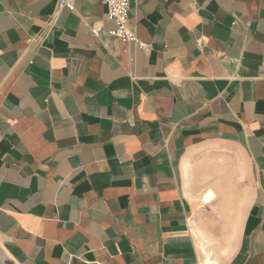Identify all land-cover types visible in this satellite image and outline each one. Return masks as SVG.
Masks as SVG:
<instances>
[{"label":"crops","instance_id":"1","mask_svg":"<svg viewBox=\"0 0 264 264\" xmlns=\"http://www.w3.org/2000/svg\"><path fill=\"white\" fill-rule=\"evenodd\" d=\"M129 1L146 49L102 0H0L1 251L264 264V0ZM209 206L226 223L204 247Z\"/></svg>","mask_w":264,"mask_h":264},{"label":"built area","instance_id":"2","mask_svg":"<svg viewBox=\"0 0 264 264\" xmlns=\"http://www.w3.org/2000/svg\"><path fill=\"white\" fill-rule=\"evenodd\" d=\"M78 0H58V11H61L64 8L74 10V4ZM87 1V0H81ZM108 8L107 17L110 20H114L117 24V30L110 32V35L117 37L123 42H132L135 41L141 48L146 49L147 46L140 43L137 38L129 31V9L130 1L129 0H102ZM91 34L95 37H98L101 33L105 32L102 29L90 28Z\"/></svg>","mask_w":264,"mask_h":264},{"label":"rangeland","instance_id":"3","mask_svg":"<svg viewBox=\"0 0 264 264\" xmlns=\"http://www.w3.org/2000/svg\"><path fill=\"white\" fill-rule=\"evenodd\" d=\"M248 192V186L246 188ZM206 208L202 209L199 215V223L198 226L195 227L196 234L198 235L199 239L203 243L204 247H211L212 240V232L218 230H222L223 228L220 225H224L226 223L224 219L218 218L219 212L216 206L211 207L209 206L207 210ZM217 216V217H216ZM210 235V236H209ZM210 237V238H209ZM220 242L221 240L218 239ZM214 242V241H213ZM208 253L212 255V257L217 261L218 264L223 262L225 255L228 253L226 251H213L207 250ZM0 264H10L8 259L4 256L3 252L0 249Z\"/></svg>","mask_w":264,"mask_h":264},{"label":"bare ground","instance_id":"4","mask_svg":"<svg viewBox=\"0 0 264 264\" xmlns=\"http://www.w3.org/2000/svg\"><path fill=\"white\" fill-rule=\"evenodd\" d=\"M213 196H214L213 193L210 192L209 195L205 197V200L209 202L213 198ZM205 255L206 257L204 261L202 262V264H215L214 260L211 258L210 255H208L207 253Z\"/></svg>","mask_w":264,"mask_h":264}]
</instances>
